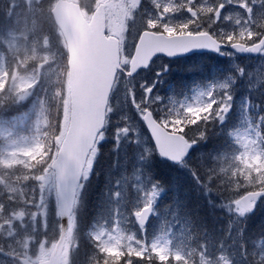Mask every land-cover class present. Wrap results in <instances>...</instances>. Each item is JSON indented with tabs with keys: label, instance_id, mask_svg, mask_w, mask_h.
I'll return each mask as SVG.
<instances>
[{
	"label": "snow or ice",
	"instance_id": "1",
	"mask_svg": "<svg viewBox=\"0 0 264 264\" xmlns=\"http://www.w3.org/2000/svg\"><path fill=\"white\" fill-rule=\"evenodd\" d=\"M198 52L226 63L176 76ZM102 141L120 171L85 220ZM154 155L229 217L214 242L178 206L161 215ZM258 202L264 0H0V264H264V235L245 236Z\"/></svg>",
	"mask_w": 264,
	"mask_h": 264
},
{
	"label": "rangeland",
	"instance_id": "2",
	"mask_svg": "<svg viewBox=\"0 0 264 264\" xmlns=\"http://www.w3.org/2000/svg\"><path fill=\"white\" fill-rule=\"evenodd\" d=\"M201 56L203 55H198V56H194L192 57L191 59H184V60H180L179 61V64L177 65L176 62H173L176 66H177V71L175 73L176 76L178 77H181V78H185V79H190L194 76H197L199 75V73H196V72H192V73H186V69L188 68V66L190 64H194L196 63L200 58ZM178 71H185L184 73H179ZM133 151H135L131 145L128 146V152L129 153H132ZM191 159V157H190ZM153 161V157L151 159H149L148 161L146 162H143V167L147 170V166ZM135 162V156H132V159L129 160L128 162V167L131 168L132 164ZM119 171L120 169L118 168L116 170V176L119 175ZM187 170L182 168V167H178L177 168V172H178V175L179 174H184ZM165 172V171H164ZM178 178V177H177ZM175 185V189H176V192H175V195H176V200L179 201L181 203V205L185 204L187 206H190L191 204L190 203H185L184 202V194L185 192H191V193H195L197 198L199 199V202H200V206L202 205H205V208L208 209V210H211V212L213 211H217V210H220V209H215V208H210L208 206V204L205 202V200L203 199L202 196H199L197 194V185L195 184V181L193 180L192 177L190 178H187V179H182L180 182L178 181V179H176V181L174 182ZM161 199V197H160ZM160 201V200H159ZM204 201V202H203ZM202 202V203H201ZM199 209V208H198ZM223 211V210H222ZM261 219H262V227L264 226V209H263V214L261 216ZM253 232H256L255 228L253 229H248L246 232H245V236L246 237H251V238H254L257 240L258 244H259V237L257 236H254L253 235ZM215 241V239L213 238V242Z\"/></svg>",
	"mask_w": 264,
	"mask_h": 264
},
{
	"label": "trees",
	"instance_id": "3",
	"mask_svg": "<svg viewBox=\"0 0 264 264\" xmlns=\"http://www.w3.org/2000/svg\"><path fill=\"white\" fill-rule=\"evenodd\" d=\"M100 154H101V159H102V157H104L102 160V164L104 166H106L110 162L109 155H108V153H106L104 151L103 148L101 149ZM158 172L161 174H169L170 173V172H166V171L165 172L164 171H158ZM161 181L165 182L164 180H161ZM91 188L94 189L93 185ZM98 197H99V194L96 195L95 190H93V194L87 198L86 206H85V212H89V213L94 212L95 206L98 202ZM91 202H92V205H91ZM196 204L200 205L197 198H196ZM197 209L198 208H196V210ZM196 210H194L193 212L190 213V215L192 216V218L194 220H197L198 223L201 222V220L204 223H207L208 226L213 230V233L215 231H218V230L220 232L222 231L224 222L227 219V215L224 213V211H222L223 209H220V210L216 209L217 211L211 212V210H208L205 208V205H202V206H200V212H197ZM198 217H199V219H198ZM250 228L253 229L255 227H252V225H251ZM257 229H259V228H257ZM253 234H255V232H253Z\"/></svg>",
	"mask_w": 264,
	"mask_h": 264
},
{
	"label": "bare ground",
	"instance_id": "4",
	"mask_svg": "<svg viewBox=\"0 0 264 264\" xmlns=\"http://www.w3.org/2000/svg\"><path fill=\"white\" fill-rule=\"evenodd\" d=\"M188 205V204H187Z\"/></svg>",
	"mask_w": 264,
	"mask_h": 264
}]
</instances>
